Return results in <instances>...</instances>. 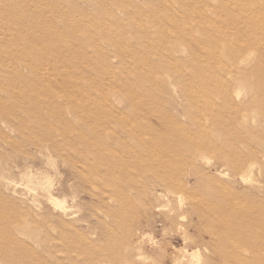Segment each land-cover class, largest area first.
Listing matches in <instances>:
<instances>
[{"label": "rangeland", "instance_id": "374dc122", "mask_svg": "<svg viewBox=\"0 0 264 264\" xmlns=\"http://www.w3.org/2000/svg\"><path fill=\"white\" fill-rule=\"evenodd\" d=\"M0 122L3 264H264V0H0Z\"/></svg>", "mask_w": 264, "mask_h": 264}, {"label": "clouds", "instance_id": "9594fccd", "mask_svg": "<svg viewBox=\"0 0 264 264\" xmlns=\"http://www.w3.org/2000/svg\"><path fill=\"white\" fill-rule=\"evenodd\" d=\"M252 55L254 56L255 53H252ZM237 99H239V97H237ZM3 126H4L3 122H0V127H3ZM211 165H212V162L208 161L207 166L211 167ZM220 178L223 180L230 179L229 174L226 172L220 174ZM241 180L244 185H252L254 183L251 175H249L248 178L241 177ZM16 187H24L25 190L28 191L30 194L35 195L34 190L28 187L27 185H16ZM169 195H172V193H169ZM161 199H164L167 201L168 198L167 196H164L163 194H161ZM176 199H177V209L180 212H183L185 208V200H184L183 194L182 193L177 194ZM49 203L52 204L55 210L60 211L62 213L66 214L68 211H71V209H68L66 207V201L64 200H60L58 198L50 196ZM169 207H170V204L167 206H158L156 207L155 211L157 213L167 212L169 210ZM172 214L174 215L175 213H172ZM188 220L189 218L187 215H180L178 217V221H179L178 227H177L178 233H186V229L183 227V225L187 224ZM180 237L183 240L184 246L180 248H173V252L175 253V255H173L172 257L171 264H205L204 258L205 256L210 254L209 249L207 247L203 249L199 247L190 249L187 246V243L185 242L184 237L183 236H180ZM141 242H147L149 247H158L159 245V240L154 236L153 233H145L141 237ZM250 254L251 253L248 250H244V255L247 256ZM177 255L180 256V259H176ZM137 260L140 262V264H152L151 257L146 256V255L138 256ZM0 264H3L2 259H0Z\"/></svg>", "mask_w": 264, "mask_h": 264}, {"label": "bare ground", "instance_id": "6f19581e", "mask_svg": "<svg viewBox=\"0 0 264 264\" xmlns=\"http://www.w3.org/2000/svg\"><path fill=\"white\" fill-rule=\"evenodd\" d=\"M241 63V62H240Z\"/></svg>", "mask_w": 264, "mask_h": 264}]
</instances>
